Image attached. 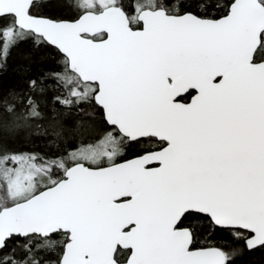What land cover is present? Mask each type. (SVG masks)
<instances>
[{"label": "snow or ice", "instance_id": "obj_1", "mask_svg": "<svg viewBox=\"0 0 264 264\" xmlns=\"http://www.w3.org/2000/svg\"><path fill=\"white\" fill-rule=\"evenodd\" d=\"M38 7L0 0V59L54 47L56 103L110 127L50 156L0 150V264L57 247L58 264H234L239 247L198 246L205 219L264 249V0H73L71 19ZM45 86L0 94V143L66 135L35 98Z\"/></svg>", "mask_w": 264, "mask_h": 264}, {"label": "trees", "instance_id": "obj_2", "mask_svg": "<svg viewBox=\"0 0 264 264\" xmlns=\"http://www.w3.org/2000/svg\"><path fill=\"white\" fill-rule=\"evenodd\" d=\"M126 10L133 11L135 0H123ZM67 0H41L37 14L53 18L71 19L73 9ZM63 57L54 47L42 44L37 45L32 41H25L13 48L6 62L0 59V94L8 96L10 93L22 94L20 98L29 93V81L45 82L43 94L36 90L35 98L39 101L41 110L46 118L54 120L66 133L61 139L53 142L42 136L24 134L11 140L0 143V150L10 152L34 151L41 156H50L56 152H64L75 147L81 142L85 143L98 137L106 128L101 110L93 107L86 109L83 114L68 111L56 103V96L64 95L52 83L50 77L63 70ZM49 120L44 124L47 126ZM131 155V154H129ZM245 235V234H244ZM246 236V235H245ZM57 244L62 247L63 237L54 236ZM199 247L208 246H237L241 249L235 257L234 264H263L264 249L249 251L244 246L243 240H236L230 233L213 226L207 219L203 221L198 238ZM60 248L55 251L38 252L45 264H57Z\"/></svg>", "mask_w": 264, "mask_h": 264}, {"label": "flooded vegetation", "instance_id": "obj_3", "mask_svg": "<svg viewBox=\"0 0 264 264\" xmlns=\"http://www.w3.org/2000/svg\"><path fill=\"white\" fill-rule=\"evenodd\" d=\"M39 1H41V0H39ZM43 16H46V15H43ZM60 96H63V95H60ZM101 113H102V111H101ZM102 116H103V113H102ZM103 119H104V116H103ZM106 124H107V123H106ZM109 127H110V126L107 124V128H106L104 131H106L107 129H109ZM104 131H103V132H104ZM103 132H102V133H103ZM102 133H101V134H102ZM96 138H97V137H96ZM96 138H94L93 140H89V141H87V142H85V143L92 142V141H94ZM71 149H72V148H70V149H68V150H66V151H70ZM28 153H34V154H36L37 156H41V155H38V154H37L36 152H34V151H29ZM41 157H43V156H41ZM131 158H133L132 155H128V156H127V159H131ZM118 162H123V159L119 160ZM245 235L247 236L248 233L245 232Z\"/></svg>", "mask_w": 264, "mask_h": 264}, {"label": "rangeland", "instance_id": "obj_4", "mask_svg": "<svg viewBox=\"0 0 264 264\" xmlns=\"http://www.w3.org/2000/svg\"><path fill=\"white\" fill-rule=\"evenodd\" d=\"M67 1H70V0H67ZM73 2V0H71V3ZM20 153H28L27 151H23V152H20ZM0 195H2V193H0ZM245 234V233H244Z\"/></svg>", "mask_w": 264, "mask_h": 264}, {"label": "water", "instance_id": "obj_5", "mask_svg": "<svg viewBox=\"0 0 264 264\" xmlns=\"http://www.w3.org/2000/svg\"><path fill=\"white\" fill-rule=\"evenodd\" d=\"M247 233V232H246ZM208 247H212V246H208ZM58 264V263H57ZM264 264V263H263Z\"/></svg>", "mask_w": 264, "mask_h": 264}]
</instances>
